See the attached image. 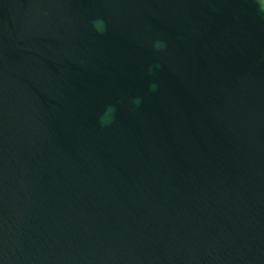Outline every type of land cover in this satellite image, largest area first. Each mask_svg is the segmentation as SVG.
<instances>
[{"label": "water", "instance_id": "1", "mask_svg": "<svg viewBox=\"0 0 264 264\" xmlns=\"http://www.w3.org/2000/svg\"><path fill=\"white\" fill-rule=\"evenodd\" d=\"M0 264H264L252 0H0Z\"/></svg>", "mask_w": 264, "mask_h": 264}, {"label": "clouds", "instance_id": "2", "mask_svg": "<svg viewBox=\"0 0 264 264\" xmlns=\"http://www.w3.org/2000/svg\"><path fill=\"white\" fill-rule=\"evenodd\" d=\"M252 3L255 5L257 14L261 18H264V0H252ZM91 27L100 34H103L107 30V24L102 18L92 20ZM153 47L159 52L162 51L166 45L163 41H155L153 43ZM114 113L115 108L113 106L106 108L105 113L99 117L100 124L102 126H110L114 122Z\"/></svg>", "mask_w": 264, "mask_h": 264}]
</instances>
